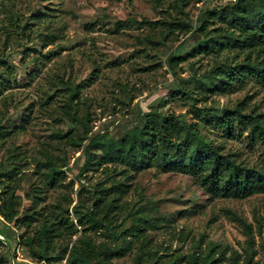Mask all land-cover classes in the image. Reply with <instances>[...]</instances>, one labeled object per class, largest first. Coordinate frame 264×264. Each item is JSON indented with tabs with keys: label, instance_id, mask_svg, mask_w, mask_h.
<instances>
[{
	"label": "rangeland",
	"instance_id": "obj_1",
	"mask_svg": "<svg viewBox=\"0 0 264 264\" xmlns=\"http://www.w3.org/2000/svg\"><path fill=\"white\" fill-rule=\"evenodd\" d=\"M228 1L186 0L183 11L187 16L178 17L188 20L194 31L206 11ZM169 3L171 0H0V59L12 70L11 85L0 98V124L18 129L0 145V162L8 165L9 151L19 153L22 165L16 192L21 197L20 212L31 206L34 188L41 192V204L66 206L69 198V209L79 201L90 207L91 196L101 188L109 197H119L110 228L117 232L139 224L137 217L141 216L147 221L141 227L149 239L148 248L157 254H189L215 243L239 253L241 264L248 257L251 264H264V193L246 199L210 198L192 177L155 168L121 174L120 167L113 171L109 165H94L80 173V151L61 137L71 128L62 111L67 85L78 86L83 103L76 115L89 114L88 137L119 138L142 126L150 110L193 121L190 101L173 91H196L197 80L205 81L212 67L230 62L234 53L197 54L181 63L173 75L164 61L166 56L180 43L193 45L199 34L179 33L164 46L149 49L136 39L149 32L147 28L114 30L117 20L161 19ZM24 24L30 33L19 29ZM237 101L244 102L245 112L254 110L264 116V85L247 79L242 86L214 94L196 106L217 112ZM200 131L243 164L256 165L262 160L263 149L248 142L246 131L225 136L202 124ZM82 133V126L75 124L74 136ZM46 155L62 158L58 164H65V177L54 188L44 186L37 169ZM117 186L123 193L115 191ZM236 216L251 227L250 245ZM80 233L78 228L71 239L56 242L52 255L66 243L71 247ZM27 234L0 217V257L7 264H64L38 262L21 244ZM88 234L95 244L112 243L103 228ZM136 248L111 264H133Z\"/></svg>",
	"mask_w": 264,
	"mask_h": 264
},
{
	"label": "trees",
	"instance_id": "obj_2",
	"mask_svg": "<svg viewBox=\"0 0 264 264\" xmlns=\"http://www.w3.org/2000/svg\"><path fill=\"white\" fill-rule=\"evenodd\" d=\"M186 0H171L164 16L155 21L133 18L117 20L116 32L125 29L145 27L149 32L136 39L144 47L164 46L175 40L179 33L196 32L200 38L193 45L178 44L166 56L165 63L173 75L181 63L197 54H219L232 51L230 62H219L212 67L205 81L198 79L196 91L185 89L173 91L190 101L193 121L186 122L174 113L150 110L144 115L142 126L125 133L116 139L102 135L88 137L91 129L89 114L77 117L79 106L83 103L78 86H66L63 100V117L71 128L61 137L78 151L80 173L93 169L94 165H109L113 171L121 168V174L138 173L141 170L155 168L162 173H178L192 177L210 198L246 199L264 193V116L254 110L244 111V102L237 101L230 108L211 112L208 107L196 106L214 94H224L235 86H242L247 79H253L264 85V0H230L226 4L205 12L200 25L192 31L191 23L178 17L182 15ZM41 15V14H40ZM177 15V16H176ZM28 30L27 24L19 28ZM31 31L28 30V33ZM33 51L34 48H25ZM147 55V54H146ZM239 56V57H238ZM0 98L12 81V70L5 59H0ZM172 94V93H171ZM82 126V136L75 137V124ZM200 124L209 129L221 131L225 136H233L246 131V139L252 145L263 149L262 160L256 165L239 162L232 152H223L206 134L200 131ZM17 128L10 129L0 124V145ZM85 141V143H84ZM17 150V149H15ZM10 162H0V217L7 223H14L28 234L21 238V244L28 249L38 262L64 261V264H111L114 258L122 257L132 248H136L133 264H241V255L230 251L228 246L210 243L204 250H193L189 254L172 251L157 254L148 248L149 239L145 236L141 223L147 221L137 217L139 224L114 232L110 228L112 211L119 199L109 197L105 190L94 191L90 207L78 202L71 209L68 205L41 204V192L34 188L31 206L20 212L21 159L19 153L9 151ZM62 158L45 156L37 163L40 180L44 186L54 188L65 177L58 164ZM117 193H123L119 186ZM243 226L246 243L253 241L249 224L236 216ZM81 235L71 247L66 243L56 255H52L55 243ZM100 228L106 230L105 242L95 244L89 231ZM0 264H7L0 257ZM243 264H251V257Z\"/></svg>",
	"mask_w": 264,
	"mask_h": 264
}]
</instances>
